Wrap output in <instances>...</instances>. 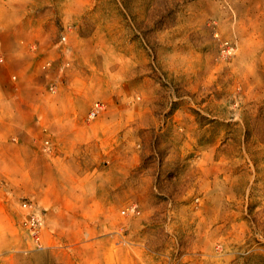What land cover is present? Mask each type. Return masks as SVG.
Returning <instances> with one entry per match:
<instances>
[{
    "label": "rangeland",
    "instance_id": "obj_1",
    "mask_svg": "<svg viewBox=\"0 0 264 264\" xmlns=\"http://www.w3.org/2000/svg\"><path fill=\"white\" fill-rule=\"evenodd\" d=\"M62 34L52 97L27 47ZM0 40L23 85L0 95V264H264V0H0Z\"/></svg>",
    "mask_w": 264,
    "mask_h": 264
},
{
    "label": "built area",
    "instance_id": "obj_2",
    "mask_svg": "<svg viewBox=\"0 0 264 264\" xmlns=\"http://www.w3.org/2000/svg\"><path fill=\"white\" fill-rule=\"evenodd\" d=\"M28 54L35 56V60L38 62V68L41 70L45 76L47 82L46 91L52 96L56 97L69 82L70 72L75 66V55L72 49L69 47V40L66 34H62L58 42L53 44L52 52H54L53 57L41 58L42 51L39 50L37 43H34L27 47ZM9 54L4 48L2 41L0 40V95H11L17 96L21 93V87L23 86L20 81V76L18 72H9L10 61L8 58ZM17 99V98H16ZM20 107L24 103H19ZM107 110V105L104 102L97 101L94 102L86 116L85 120L88 122L94 121L105 114ZM70 118H74L75 115H69ZM78 117V116H77ZM46 138L43 141V152L47 154H52L55 151V144L48 134V130H44ZM24 209L26 211L25 218L23 221V228L28 234L33 245L44 249L46 242L45 236L48 232V226L46 224V215L39 212L36 204L32 200H28L24 203ZM141 214L140 207L137 204L130 205L126 210L122 211V215L128 216H139Z\"/></svg>",
    "mask_w": 264,
    "mask_h": 264
},
{
    "label": "crops",
    "instance_id": "obj_3",
    "mask_svg": "<svg viewBox=\"0 0 264 264\" xmlns=\"http://www.w3.org/2000/svg\"><path fill=\"white\" fill-rule=\"evenodd\" d=\"M40 163H41V161H35V163L33 165H35V164H37V165L31 167V169H32L31 170V173H32L33 177L35 179H37V180H40V178L43 176V174L45 172H48L49 171V169H44L43 167H39ZM55 174L56 175H59V178L61 180V183L60 184L62 186H64V185L68 186V183H66L64 181L65 180V178H64L65 173H64L63 169H60V172L58 170H56L55 171ZM63 193L64 192H62L61 194H63Z\"/></svg>",
    "mask_w": 264,
    "mask_h": 264
}]
</instances>
